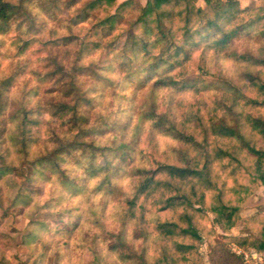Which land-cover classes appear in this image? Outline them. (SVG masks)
Segmentation results:
<instances>
[{
    "label": "trees",
    "instance_id": "trees-1",
    "mask_svg": "<svg viewBox=\"0 0 264 264\" xmlns=\"http://www.w3.org/2000/svg\"><path fill=\"white\" fill-rule=\"evenodd\" d=\"M80 1L0 0V34L14 28L19 53L34 42L20 33L43 29L33 6L50 17H56L55 9L62 7L69 14L75 7L67 26L88 24L82 38L64 36L58 44L43 41L56 47L76 41L67 64L57 55H48L53 67L38 74V79L45 80L68 69L70 80L60 82L57 98L48 104L30 105L26 97L17 100L4 118L11 126L0 129V137L8 143L6 152L0 151V176L9 173L28 184L39 179L71 196L83 194L86 182L97 179L91 191L116 201L121 226L118 232H110L112 241L106 244L115 261L107 262L91 246L94 264H204L199 248L205 238L210 264H244L230 250L231 243L264 253V214L242 216L239 205L227 196L242 188L249 193L264 183V5L240 6L238 0H202V5L198 0H146L143 4L85 0L78 5ZM242 39L247 43L240 48ZM99 47L109 56L108 63L82 61L84 54ZM63 52L69 57L68 49ZM209 56L237 63L236 77L210 67ZM192 68L215 77L192 76ZM116 71L120 76L109 75ZM85 77L94 83L88 85ZM12 79V75L0 78V118L8 106ZM98 83L111 90L113 97L119 95L116 88L131 86L137 91L148 84L150 102L140 106L138 116L139 123L150 122L146 145L139 144L138 129L132 142L123 136L110 142L97 140L112 126L128 128L127 122L112 120L110 111L97 110L92 93ZM187 88L192 89V98L157 109L158 90ZM213 88L217 93H205ZM42 112L51 120L39 118ZM41 124L43 131L36 133ZM42 133L49 146L31 151ZM156 133L170 136L177 145L159 155ZM12 153L18 163L8 159ZM120 176L130 177L129 191L118 185ZM246 178L255 185L248 187ZM23 183L14 182L17 190L12 203L33 208L35 190ZM84 203L86 218L100 226V216L86 204L88 198ZM49 205L45 201L43 206ZM37 209L30 214V222L45 228L43 222L35 221ZM208 219L213 226L231 227L238 221L254 226L250 234H229L215 241L214 230L205 225ZM128 223L133 227L129 240L125 238ZM26 235L34 238L35 234ZM0 264L7 262L0 257Z\"/></svg>",
    "mask_w": 264,
    "mask_h": 264
},
{
    "label": "rangeland",
    "instance_id": "rangeland-1",
    "mask_svg": "<svg viewBox=\"0 0 264 264\" xmlns=\"http://www.w3.org/2000/svg\"><path fill=\"white\" fill-rule=\"evenodd\" d=\"M17 3L18 0H10ZM82 2L85 0H81ZM81 1L78 3L80 5ZM119 1V0H118ZM140 3H145L146 0H137ZM240 6L246 5H264V0H238ZM197 3L202 5V0ZM112 4H107L110 7ZM75 8V7H74ZM72 8L71 10H73ZM113 6L110 10H113ZM66 10L55 9V16H48L36 6L32 7V11L38 13L39 20L43 21V29L40 33L36 32H22V38L34 39V42L23 52L19 53L18 44L14 42L13 36L17 33L14 28L8 30L5 34H0V78L6 75H12L13 79L7 88V96L9 98L8 106L5 113L0 118V129L11 126L6 122V118L10 112L16 107V102L21 97L29 98L30 105L40 103L42 105L54 101L58 95V86L60 82L70 80V72L68 69L55 75L54 77L46 78L45 80L38 79V74L44 73L53 67V63L48 60V55H57L56 59L62 61L64 64L68 63L74 55V48L77 47L75 40L65 44H59V47L51 45H43V41L56 40L57 44L61 42L64 36L76 35L82 38L85 33L87 22L73 25L70 29L67 25L68 17L71 15ZM100 40V39H99ZM243 43H247L246 39L239 41L238 45L241 48ZM252 42H250L251 44ZM251 44V46H255ZM64 49L70 51L69 57L65 56ZM109 56H105L101 47L95 49L93 52L84 54L82 61L88 63L94 61L100 64L108 63ZM209 66L215 70L220 71V74L228 77H236L240 66L230 59L222 57L209 56ZM102 74H107L106 70H98ZM192 76L201 73V77L205 80L212 79L215 76L202 73L196 68L191 69ZM110 76H120L116 71L109 72ZM83 80L88 85H92L93 79L85 77ZM97 88L93 91L97 102L96 108L101 113L111 112V119L123 124L128 123L127 129L112 126L107 130L103 136L97 140L110 142L113 137L123 136L126 141L132 142V136L137 130L139 144L146 145L147 131L150 129V122L139 123L140 106L147 101L150 102L151 94L149 92L148 84L140 90L133 91L131 86L119 89L118 96L113 97L111 90L103 89L101 84H97ZM216 92L214 88L206 91V94ZM91 94V95H92ZM194 95L192 89H184L182 91H171L169 89H162L156 92L155 101L157 109H165L167 106L173 107L177 102H184L192 98ZM99 102V104H98ZM42 120H51L47 112H42L38 116ZM117 124V123H116ZM54 125V123H53ZM44 125L41 124L40 129H36V133L43 131ZM137 126V127H136ZM159 146V155L161 151L168 149L171 145H177L176 141L170 136L155 134ZM137 141V142H138ZM47 142V136L42 133L38 142L34 143L30 149H42ZM8 146L7 141L3 136L0 137V151L6 152ZM9 160H14L18 163L20 160L15 153L7 156ZM140 161V160H139ZM141 163H143L141 161ZM97 179H91L86 182V191L81 195L71 196L61 192L58 185L40 181L39 179L33 181L31 184L24 181L18 176L9 173L0 176V257L4 259L7 264H94L93 251L91 246H95L101 255L104 256L107 262L115 261V255L108 252L106 244L112 241L110 232H118L121 226L119 210L116 208V201L111 197H105L102 193H95L91 191L92 186ZM18 185L23 183V186L29 185L30 189L35 190L33 194L32 206H23L22 203L13 204L12 200L16 193ZM118 185L125 191L130 190V177H122L117 180ZM248 187L254 186V182L245 179ZM16 185V186H17ZM246 189H238L230 192L227 196L234 204L239 205V212L242 216H254L264 214V183L258 184L252 188V191L247 193ZM88 198V206L96 212V216H100L101 224L98 226L91 219L86 218V207L84 201ZM50 202L49 207L43 206L44 203ZM38 207L33 215L36 219L43 222L45 228L40 227L34 222H30V214ZM69 209V210H66ZM78 214L82 215L77 219ZM209 218L211 214L208 213ZM90 217L92 215L90 214ZM77 222L73 226V222ZM207 227H212L214 230L213 239L221 241L224 235L250 234L252 232L253 223L242 225L240 221L236 222L231 227L213 226L210 219L205 221ZM125 238L129 240L132 232V224L126 225ZM34 233V238L28 237L26 234ZM208 235V232H206ZM138 244V242H136ZM230 248V244H229ZM202 253L204 264L208 262V252L210 250L209 241L205 238L200 244L199 248ZM231 250V248H230Z\"/></svg>",
    "mask_w": 264,
    "mask_h": 264
},
{
    "label": "built area",
    "instance_id": "built-area-1",
    "mask_svg": "<svg viewBox=\"0 0 264 264\" xmlns=\"http://www.w3.org/2000/svg\"><path fill=\"white\" fill-rule=\"evenodd\" d=\"M231 251L241 256L244 264H264V253L244 249L235 243L230 244Z\"/></svg>",
    "mask_w": 264,
    "mask_h": 264
},
{
    "label": "crops",
    "instance_id": "crops-1",
    "mask_svg": "<svg viewBox=\"0 0 264 264\" xmlns=\"http://www.w3.org/2000/svg\"><path fill=\"white\" fill-rule=\"evenodd\" d=\"M262 203L264 204V199H262Z\"/></svg>",
    "mask_w": 264,
    "mask_h": 264
}]
</instances>
